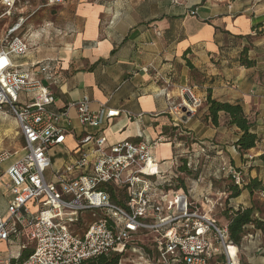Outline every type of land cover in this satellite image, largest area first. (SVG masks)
Here are the masks:
<instances>
[{
	"label": "built area",
	"instance_id": "2783aa9c",
	"mask_svg": "<svg viewBox=\"0 0 264 264\" xmlns=\"http://www.w3.org/2000/svg\"><path fill=\"white\" fill-rule=\"evenodd\" d=\"M30 1L42 2L41 8L67 0H0V117H13L24 139L20 157L5 171L12 200L6 215L0 212V246H6L5 253L0 250V264H83L114 253L122 256L120 264L127 255L137 256L138 264H211L218 257L240 264L228 224L220 226L210 216L220 204L203 198L206 211L196 201L202 175L196 190L180 182L182 160L193 176L211 159L212 145L201 142L196 150L194 143L185 150L177 142L168 168L149 171L157 165L156 149L168 141L163 137L110 147L101 143L115 118L124 114L141 123L144 114L106 104L93 109L88 98L62 111L54 109L57 63L43 60L24 70L18 62L39 47L26 28L36 15L25 12ZM168 101L177 129L186 113L193 116L205 103L186 86L179 88L176 102ZM72 110L82 128L78 137ZM69 136L76 137L74 150L66 146ZM60 147L66 148L67 157L57 153ZM11 155L0 153V167ZM47 167L53 169L52 183L45 176ZM218 174L231 177L239 188L247 185L242 172L226 160ZM23 252L31 253L20 263Z\"/></svg>",
	"mask_w": 264,
	"mask_h": 264
},
{
	"label": "crops",
	"instance_id": "0c3cea01",
	"mask_svg": "<svg viewBox=\"0 0 264 264\" xmlns=\"http://www.w3.org/2000/svg\"><path fill=\"white\" fill-rule=\"evenodd\" d=\"M261 1L67 0L30 19L26 28L38 38L39 47L18 62L24 70L43 60L57 63V80L52 87L56 96L53 108L58 111L88 98L93 109L106 104L144 114L141 123L124 114L115 118L103 132L104 147L140 142L142 137H163L168 141L155 151L158 166L151 165L149 171L164 170L175 158V144L180 142L176 137H192L197 143L212 145L211 159L204 162L202 171L219 176L222 160L230 163L237 156L240 159L235 147L239 130L228 125L224 114L219 126H214L207 119L206 104L177 129L168 99L176 102L179 88L186 86L205 103L211 95L220 102L242 104L255 123L254 133L261 138L249 152L264 155V39L249 51L250 60L256 63L253 68L239 62L248 40L264 31ZM71 116L78 137L83 133L76 110ZM16 126L13 117H0V130L5 135ZM75 138H67L66 146L71 150L76 148ZM57 153L67 157L64 147ZM6 163L0 167V183L8 184L5 171L11 164L5 167ZM11 200L7 190L0 188L1 214L6 215ZM239 205L242 203L236 202Z\"/></svg>",
	"mask_w": 264,
	"mask_h": 264
},
{
	"label": "rangeland",
	"instance_id": "374dc122",
	"mask_svg": "<svg viewBox=\"0 0 264 264\" xmlns=\"http://www.w3.org/2000/svg\"><path fill=\"white\" fill-rule=\"evenodd\" d=\"M254 2L256 0H253ZM264 0L260 2L263 4ZM25 12L32 13L36 12L32 18L35 20L37 16H41V13L48 10L49 8L41 7L40 3L36 1H30V3L25 6ZM35 17V18H34ZM31 18V19H32ZM264 39V31L257 32L256 36L250 38L248 40V49L254 51V43L257 41H262ZM260 53V52H259ZM258 52H254V54H259ZM200 97V96H199ZM201 98V97H200ZM206 103H204L205 105ZM203 105V106H204ZM8 128V127H6ZM19 130L17 126L12 130V133L9 135H5L4 132L0 130V153L7 152L11 155V158L6 163L5 167H8L10 164L14 163L21 155V150L23 148V140L21 135L18 134ZM180 133V132H179ZM178 135H181L179 134ZM180 138L183 139L180 140ZM180 141L182 144L183 149L185 150H192V145L197 143L192 137H184V136H177L176 141ZM197 143L196 150L198 149ZM238 152V151H237ZM239 153V152H238ZM240 155V159L237 156L235 159H230V164L236 169L237 171H241L244 177V181L246 184L250 182V180L258 178L264 183V160L261 159V156L257 157L255 153H246ZM246 155V157H244ZM263 156V155H262ZM61 163L58 162L56 168H59ZM203 170V169H202ZM202 177H204V181L199 183V186L196 190V180L198 176L193 175L190 180L186 181L188 177H185V183L187 186H192L196 190L195 198L196 201L200 204L204 205V209L208 211V205L203 201V198L209 197L212 202H218V205L214 212L210 215L218 225L224 226L227 225L228 222L224 217L225 210H228L230 205L236 206V202H241L242 205L240 207H250L255 206L256 210V217L260 218L264 222V195L258 191L254 193L253 196L246 190L243 191L242 195L238 200L230 199L229 188L232 186V179L230 177L224 175H209L204 174L201 171ZM206 175V176H205ZM45 176L47 181L52 183L53 181V169L52 167H47L45 170ZM201 176V175H200ZM199 176V177H200ZM253 176V178H252ZM0 188L5 192L6 190V183L1 182ZM245 187L241 188L244 189ZM75 215V214H71ZM264 226V223H263ZM1 252H6V247L4 245L0 246ZM238 258L240 264H264V229L262 231H258L255 228H249V233L245 237L242 245L238 248ZM139 261L137 256L127 255L124 259L122 264H138ZM211 264H226L225 259L222 257L216 258V260L212 261Z\"/></svg>",
	"mask_w": 264,
	"mask_h": 264
},
{
	"label": "trees",
	"instance_id": "16d2710c",
	"mask_svg": "<svg viewBox=\"0 0 264 264\" xmlns=\"http://www.w3.org/2000/svg\"><path fill=\"white\" fill-rule=\"evenodd\" d=\"M249 51L250 50L248 47L244 48L240 54L239 62L244 67L253 68L256 63L254 60H250ZM206 107L208 108L206 113L207 119L211 120L214 126H219L221 118L220 115L224 114L228 120V125L230 127H236L239 130L240 137L235 143V147L241 155L248 153L252 149H255L258 143H260L261 138L256 133H254L255 123L246 114L242 104L220 102L212 99L211 95H209L207 98ZM180 140L183 141L182 138H180ZM261 159L264 160V155L261 156ZM203 165L204 164H201L199 171L196 172V176L203 174L201 172ZM179 173H183L185 177H192V172L188 169L185 160H182V163L179 167ZM180 182L181 185L184 186L185 178L182 177ZM244 190L248 191L251 196H253L256 191L264 194V183L258 178H255L250 180L244 189H241L233 182L232 186L229 188V198L237 200L241 197ZM229 207L230 208L224 212V217L228 222L229 241L235 247L239 248L249 233V228L254 226L256 230L262 231L264 229V222L260 218L256 217L257 208L255 206L235 207L230 205ZM30 253L31 252H23L19 262L22 263L25 261L29 257ZM232 253L234 254V252ZM121 259L122 256L120 254L114 253L90 259L85 261L83 264H120Z\"/></svg>",
	"mask_w": 264,
	"mask_h": 264
},
{
	"label": "water",
	"instance_id": "95a60500",
	"mask_svg": "<svg viewBox=\"0 0 264 264\" xmlns=\"http://www.w3.org/2000/svg\"><path fill=\"white\" fill-rule=\"evenodd\" d=\"M184 112H186V108L184 109ZM190 117H191V114L190 113H186V116L184 117L183 121H186Z\"/></svg>",
	"mask_w": 264,
	"mask_h": 264
},
{
	"label": "bare ground",
	"instance_id": "6f19581e",
	"mask_svg": "<svg viewBox=\"0 0 264 264\" xmlns=\"http://www.w3.org/2000/svg\"><path fill=\"white\" fill-rule=\"evenodd\" d=\"M230 252H231V254H232L233 256H235V254H236V250H235V248H231V249H230ZM232 252H234V254H233Z\"/></svg>",
	"mask_w": 264,
	"mask_h": 264
}]
</instances>
